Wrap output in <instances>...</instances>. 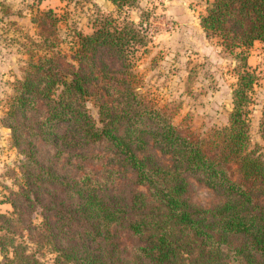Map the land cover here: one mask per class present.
Instances as JSON below:
<instances>
[{"label":"trees","instance_id":"1","mask_svg":"<svg viewBox=\"0 0 264 264\" xmlns=\"http://www.w3.org/2000/svg\"><path fill=\"white\" fill-rule=\"evenodd\" d=\"M119 10L140 0H110ZM55 10L39 12L45 55L31 60L4 119L25 157L0 211V264H264V144L252 148L256 76L245 52L264 43V0H213L201 18L239 58L230 123L185 134L140 92L142 24L111 16L59 50ZM99 109V123L88 103ZM264 142V110L260 124ZM196 181L216 202L193 201ZM41 222H35V215Z\"/></svg>","mask_w":264,"mask_h":264},{"label":"rangeland","instance_id":"2","mask_svg":"<svg viewBox=\"0 0 264 264\" xmlns=\"http://www.w3.org/2000/svg\"><path fill=\"white\" fill-rule=\"evenodd\" d=\"M213 0H140L134 8L119 10L110 0H0V211L10 215L7 202L19 190L20 167L25 161L13 146L12 131L4 119L15 86L25 75L31 60L45 55L34 19L39 12L55 10L60 22L58 49L71 55L76 34L91 35L96 22L111 16L142 24L147 46L134 54V71L140 92L156 108L165 111L185 134L205 135L229 125L233 92L238 83L239 58L226 52L218 37L207 36L201 18ZM256 76L253 102L249 106L252 148L263 146L260 132L264 110V43L244 51ZM99 123V109L88 103ZM193 201L200 206L216 202L214 195L196 181ZM35 222L41 217L36 214ZM54 255L44 251V260Z\"/></svg>","mask_w":264,"mask_h":264}]
</instances>
